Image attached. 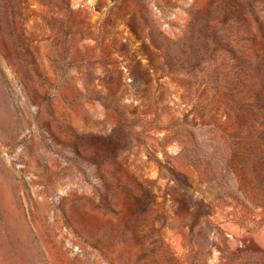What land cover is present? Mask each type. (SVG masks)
Here are the masks:
<instances>
[{"label": "rangeland", "instance_id": "1", "mask_svg": "<svg viewBox=\"0 0 264 264\" xmlns=\"http://www.w3.org/2000/svg\"><path fill=\"white\" fill-rule=\"evenodd\" d=\"M0 264H264V0H0Z\"/></svg>", "mask_w": 264, "mask_h": 264}]
</instances>
